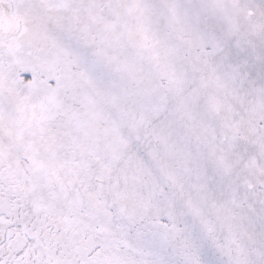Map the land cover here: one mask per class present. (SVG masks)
I'll use <instances>...</instances> for the list:
<instances>
[{
  "label": "snow or ice",
  "instance_id": "snow-or-ice-1",
  "mask_svg": "<svg viewBox=\"0 0 264 264\" xmlns=\"http://www.w3.org/2000/svg\"><path fill=\"white\" fill-rule=\"evenodd\" d=\"M0 264H264V0H0Z\"/></svg>",
  "mask_w": 264,
  "mask_h": 264
}]
</instances>
